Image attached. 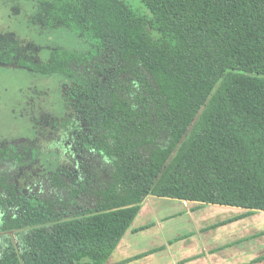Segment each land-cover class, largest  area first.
<instances>
[{
    "label": "trees",
    "instance_id": "trees-1",
    "mask_svg": "<svg viewBox=\"0 0 264 264\" xmlns=\"http://www.w3.org/2000/svg\"><path fill=\"white\" fill-rule=\"evenodd\" d=\"M4 2L76 39L33 68L71 82L78 156L109 169L58 164L40 196H13L0 264H106L148 196L264 211V0ZM33 43L6 37L0 56Z\"/></svg>",
    "mask_w": 264,
    "mask_h": 264
},
{
    "label": "flooded vegetation",
    "instance_id": "flooded-vegetation-1",
    "mask_svg": "<svg viewBox=\"0 0 264 264\" xmlns=\"http://www.w3.org/2000/svg\"><path fill=\"white\" fill-rule=\"evenodd\" d=\"M13 15L19 16V12ZM13 15L11 14L8 19ZM7 28L0 32V41L9 37V34L15 35L11 26H7ZM40 48L47 49L46 56L40 57L38 54ZM35 49L36 51L33 53H28L25 50L18 52L13 57L14 63L10 64L0 56V69L21 70L33 76L40 75L50 80L56 78L55 75L45 77L38 73L36 68H33V66L40 67L50 64L54 49L47 46H36ZM2 54L6 56V50ZM64 81L67 82L63 84L60 92L58 90L53 92L47 88L44 91L38 90L33 93L31 89L27 88V92L17 98V105H21L18 116L19 119L25 120L27 123L26 129L24 127L20 129L17 123L11 122V120L5 121L4 114L14 113L15 110L8 111L6 105H0L1 229L9 211H16L13 196H39L34 189L40 191L41 181L50 177L53 171L59 170L58 164L64 165L71 171L73 164L81 163L75 159L80 157L77 151L79 136H77L78 129H74L73 126L74 118L76 121L81 117L77 105L78 98L72 92L71 82L67 79ZM61 143L65 145L66 149L60 147ZM25 174L31 176L34 181L26 189L22 184ZM2 233L14 232H0V234Z\"/></svg>",
    "mask_w": 264,
    "mask_h": 264
},
{
    "label": "crops",
    "instance_id": "crops-1",
    "mask_svg": "<svg viewBox=\"0 0 264 264\" xmlns=\"http://www.w3.org/2000/svg\"><path fill=\"white\" fill-rule=\"evenodd\" d=\"M156 198L162 200L156 222L134 226L141 204L106 264H264V211L244 217L248 210L229 206L154 196L144 201Z\"/></svg>",
    "mask_w": 264,
    "mask_h": 264
},
{
    "label": "rangeland",
    "instance_id": "rangeland-1",
    "mask_svg": "<svg viewBox=\"0 0 264 264\" xmlns=\"http://www.w3.org/2000/svg\"><path fill=\"white\" fill-rule=\"evenodd\" d=\"M4 3H5L4 0H0V32L2 30L8 29L7 26H11V30L15 31L16 36H19L21 39H24L26 41L33 40L36 46H47L53 49L55 48L57 49L60 46L69 48L70 46L75 45L76 39L69 34L64 36L59 33L58 34L54 33V34H48V36L46 35L39 36L40 32L32 30L33 28L29 27L25 22H23V19H21L22 18L21 15L19 16L13 15L14 13H16V11H14L13 9L11 11L8 4L6 3L4 4ZM11 14L13 16H11V18L8 19V17H10ZM148 32L153 38H155L156 35L152 30H148ZM13 35L14 34H9V37ZM34 43L31 45V48L35 52L36 46ZM55 45H59V46H55ZM47 53H48L47 49H43V48H40L38 52L40 57L46 56ZM66 82L67 81H64L63 78H60L58 76L50 80V79H45L40 75L33 76L32 74L21 70L0 69V98H1L0 105L3 104L6 105V109L8 111H11V109L15 110L14 113L4 114L5 121L11 120V122H16L20 129H22L23 127L24 129H26L27 123L25 122V120L19 119L18 116V110L20 111L21 105H17V98L22 97L25 94V92H27V88L31 89V92L33 93H36V91L38 90L44 91L47 88H49V90L53 92L56 90L60 92L63 84ZM60 145H61L60 147L66 149L63 143H61ZM75 159H78V161L79 162L81 161L83 164L84 163L88 164L91 162L95 166V168H97V174L102 177L101 182L107 176V171L109 168L105 162V158L93 154L86 156V159L82 158L81 156ZM72 166H74V169H77V165L76 166L72 165ZM71 171H73V167ZM31 182H34L32 181L31 176L25 174L24 178L22 179V184L24 185L25 189L30 187L29 185ZM34 190L35 193H37L39 196L41 195V189L40 191H37V189ZM47 191L48 193L45 194L46 197H52L55 199L57 197L60 198L64 196V193L63 192L59 193L58 190L48 189ZM161 201H162L161 199H157V198L154 200H145L142 203V208L140 213L138 214L137 218L134 221V226L139 227L141 225L144 226L151 223H155L156 216L159 214V212L162 211V208L157 210V207ZM174 209L176 211L178 210L180 211L176 213H182L183 211L180 205H175ZM173 212L174 211L172 210H166V211L164 210L165 216L169 215L168 213H170V215H174ZM178 224L180 226L184 225L183 222H178ZM6 237L10 238L13 241L17 239L15 233H8V234L2 233L0 234V244L3 242V239Z\"/></svg>",
    "mask_w": 264,
    "mask_h": 264
}]
</instances>
